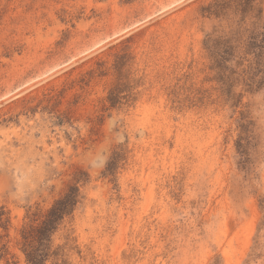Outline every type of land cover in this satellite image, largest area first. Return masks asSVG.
Here are the masks:
<instances>
[{
    "label": "rangeland",
    "instance_id": "obj_1",
    "mask_svg": "<svg viewBox=\"0 0 264 264\" xmlns=\"http://www.w3.org/2000/svg\"><path fill=\"white\" fill-rule=\"evenodd\" d=\"M246 1L0 0V264H264Z\"/></svg>",
    "mask_w": 264,
    "mask_h": 264
},
{
    "label": "trees",
    "instance_id": "obj_2",
    "mask_svg": "<svg viewBox=\"0 0 264 264\" xmlns=\"http://www.w3.org/2000/svg\"><path fill=\"white\" fill-rule=\"evenodd\" d=\"M248 7L255 10L254 0H247ZM261 10L257 9V14ZM245 54L248 61L247 87L258 86L264 80V24L258 31L252 30L245 42ZM78 189L72 187L67 194L56 201L49 209L41 223L24 231L29 250L25 249L27 264H43L50 255L51 234L57 229L65 215L69 214L75 203Z\"/></svg>",
    "mask_w": 264,
    "mask_h": 264
}]
</instances>
